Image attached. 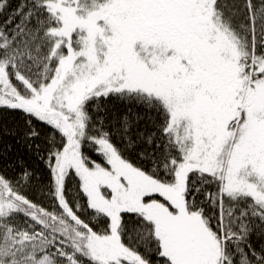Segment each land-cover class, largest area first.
I'll return each instance as SVG.
<instances>
[{
	"label": "snow or ice",
	"instance_id": "obj_1",
	"mask_svg": "<svg viewBox=\"0 0 264 264\" xmlns=\"http://www.w3.org/2000/svg\"><path fill=\"white\" fill-rule=\"evenodd\" d=\"M0 264H264V0H0Z\"/></svg>",
	"mask_w": 264,
	"mask_h": 264
}]
</instances>
